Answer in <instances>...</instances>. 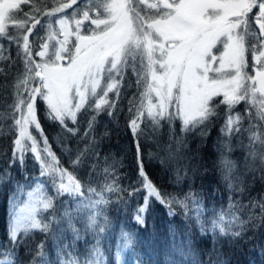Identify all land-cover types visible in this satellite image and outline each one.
<instances>
[{"label": "snow or ice", "instance_id": "snow-or-ice-1", "mask_svg": "<svg viewBox=\"0 0 264 264\" xmlns=\"http://www.w3.org/2000/svg\"><path fill=\"white\" fill-rule=\"evenodd\" d=\"M26 4L29 11L23 9ZM41 12L47 18L46 36L32 40L30 37L42 24ZM10 28L16 30V35L10 34ZM0 37L15 43L17 56L23 63V71L17 75L14 103L10 106L14 121L9 126L14 136L12 156L5 157L6 168L0 180L11 181V168L23 165L25 154L30 152L40 164L39 175L49 179L55 193H47L45 186L37 183L27 192L23 207L13 193L8 232L13 248L21 242L17 233L22 229L25 233L32 229L50 231V225L57 220L54 200L65 193L77 200V212L89 210L88 224L98 230L97 236L109 223L107 217L103 224L97 220L100 214L97 205L109 203L105 192L138 198L142 195V202L134 209V219L140 225L145 223L143 214L152 198L168 206L169 215L174 214L172 205H179L186 213L189 200L198 205L191 192L182 199L162 193L147 174L139 139L142 126L149 121L158 127L161 121L171 124L179 120L182 131L203 125L201 135H206L211 119L219 117L223 106L225 119L220 132L227 138L224 147L231 151V138L247 132L249 156L253 160L259 157L264 164V0H56L55 6L47 11L37 0H0ZM37 41L38 46L34 47ZM129 58L137 85H143L138 97L129 100L127 117V126L137 141V179L123 188L115 171H109L114 166L109 165L104 169L103 185L87 186L86 198L80 199L85 197V186L73 171L60 167L38 118L39 105L43 102L48 119L59 122L72 135L78 128H68L67 122L78 125L77 117L82 109L91 108L96 114L107 110L115 118L118 105L116 100L109 99V93L120 96L119 84ZM137 59L140 70L135 66ZM102 79L106 81L103 85ZM241 103L247 115L235 111ZM244 120L249 122L247 128L243 126ZM95 122L93 115L85 137ZM257 144L261 151H257ZM87 152L85 149L76 156L72 161L74 167L83 162ZM221 165L228 179L235 164L225 156ZM17 188L22 190L19 184ZM94 196L97 198L93 199ZM118 199L127 204L123 197ZM229 199L230 210L239 206ZM251 207L259 208L260 218L264 220V198L251 202ZM42 212L49 214L42 216ZM196 213L199 223L200 207ZM229 215L231 218L226 221ZM64 216L71 223L68 211ZM254 219L249 216V221ZM210 223L214 232L218 230L219 235H230L235 240L242 237L248 221L234 212L221 211L214 214ZM201 228L206 230L203 225ZM72 231L79 235L74 227ZM121 236L125 246L131 243L129 233L122 232ZM53 238H57L55 234ZM42 248L43 244L38 246L37 257L42 254ZM93 251L100 254L98 246Z\"/></svg>", "mask_w": 264, "mask_h": 264}, {"label": "trees", "instance_id": "trees-1", "mask_svg": "<svg viewBox=\"0 0 264 264\" xmlns=\"http://www.w3.org/2000/svg\"><path fill=\"white\" fill-rule=\"evenodd\" d=\"M44 11L55 6L56 0H37ZM24 11H29V5H23ZM71 11V10H69ZM23 16V13L20 14ZM42 24L38 26L30 39L45 37L47 18L43 12L39 14ZM88 22L86 21L85 24ZM11 35L16 30L9 29ZM39 41L34 47L38 46ZM0 174L5 172V157L12 156L13 134L9 126L16 95L17 75L23 71V63L17 56L15 43L8 38L0 37ZM36 59H39L37 57ZM132 61L124 70L123 82L119 84L120 96L116 93L109 95L110 100H116L118 108L115 118L107 114V110L96 114L91 108L82 109L78 114V125L70 120L68 128H78L75 135L67 132L59 122L48 119L46 105L40 103L38 118L42 129L49 140V144L60 162V167L74 172L79 182L85 186L99 188L104 183V169L113 165L119 185L123 188L134 183L137 179L136 143L128 125L129 100L138 97L143 91V85H137V75L132 71ZM137 70L140 63H135ZM219 117H213L206 129V135H201L204 126L200 125L190 131H182L179 120L172 122L161 121L154 126L150 121L143 125L139 143L143 145V162L147 174L155 186L167 196L182 199L187 193L195 195L199 204L188 201L189 209L179 205H172L174 214L169 215V207L154 198L150 200L149 209L144 213L145 223L138 224L134 219V209L142 202L141 197H129L126 193L109 194L105 192V199L109 203L97 205L100 214L98 223H104L107 217L109 223L105 231L99 233L94 227H89L88 212L85 209L77 212V200L65 193L54 200L57 220L50 225L49 232L32 229L25 233L23 229L17 233L21 242L15 248L9 242V226L13 201V193L17 194L19 206L23 207V200H27V192L37 183L45 186L46 192L55 195L47 177H41L40 164L29 152L25 154L23 165L16 164L11 168L12 180H0V264H264V220L260 218L259 208L253 209L251 202H259L264 198V164L259 157L255 160L249 156L250 149L248 133L231 138V151L224 144L227 138L221 135L220 128L224 123V107L220 108ZM235 111L247 115L243 103L236 106ZM254 111V110H253ZM96 116L93 130L88 131V122ZM248 120L243 126L248 127ZM33 131H35L33 129ZM106 133V134H105ZM37 136L39 133H35ZM88 149L83 156V162L75 167L72 161L76 156ZM261 151L260 145H256ZM151 153V157L149 156ZM234 162L235 167L225 179L227 173L221 165L222 157ZM47 160L48 158L45 157ZM95 165V167H93ZM180 177L178 180L177 177ZM59 183V177H57ZM22 186L18 190L17 185ZM229 184L233 187L230 189ZM240 189H243L241 191ZM118 196L123 197L127 204L120 203ZM232 204H239L231 209ZM97 197H93L96 199ZM200 207L202 215L197 223L196 208ZM50 211V210H49ZM68 211L72 217L64 216ZM221 211L234 212L244 221L245 231L241 238L235 240L230 235H219L213 231L210 221L214 214ZM42 212V216H48ZM255 217L249 221V216ZM63 217V219H60ZM38 219L41 216L37 217ZM231 216H226V221ZM47 222V221H45ZM201 225L204 229L202 231ZM255 225V226H253ZM73 227L79 235L73 232ZM122 232L132 237L131 243L125 246ZM57 237L53 238V235ZM97 238L99 244L97 245ZM43 244L41 255L37 257V248ZM98 246L100 254L93 249ZM61 249L64 251L61 252Z\"/></svg>", "mask_w": 264, "mask_h": 264}, {"label": "rangeland", "instance_id": "rangeland-1", "mask_svg": "<svg viewBox=\"0 0 264 264\" xmlns=\"http://www.w3.org/2000/svg\"><path fill=\"white\" fill-rule=\"evenodd\" d=\"M85 2H86V0H85ZM85 23H86V22H85ZM42 29H45V27L43 26ZM44 32H45V31H44ZM45 33H46V32H45ZM60 38L62 39V37H60ZM71 39H74V37H73V38H70V40H71ZM52 43H54V41H53ZM129 59L131 60V58H129ZM131 61H132V60H131ZM131 63H133V62H131ZM135 63H140V62H139V59H137ZM127 74H128V71H127V73H125V71H124V76H127ZM134 74H135V77H136V73H134ZM253 74H254V73H253ZM136 81H137V80H136ZM121 82H123V80H121L120 83H121ZM105 83H106V81L102 79V85L105 84ZM113 93H114V92H110L109 95H111V94H113ZM217 99H219V98H217ZM93 103H94V102H93ZM65 182H67V181L65 180Z\"/></svg>", "mask_w": 264, "mask_h": 264}]
</instances>
